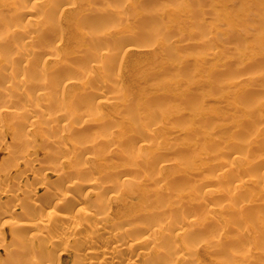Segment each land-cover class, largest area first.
Wrapping results in <instances>:
<instances>
[{
	"label": "rangeland",
	"instance_id": "374dc122",
	"mask_svg": "<svg viewBox=\"0 0 264 264\" xmlns=\"http://www.w3.org/2000/svg\"><path fill=\"white\" fill-rule=\"evenodd\" d=\"M34 1L27 29L19 16ZM24 26L42 38L17 39ZM73 181L76 199L58 206ZM208 205L222 231L201 235ZM244 207L262 220L264 0H0V264L81 258L72 237L59 244L73 222L53 209L76 215L80 235L94 215L150 230L129 229L140 242L162 226L178 264H264L253 243L264 225L247 226Z\"/></svg>",
	"mask_w": 264,
	"mask_h": 264
},
{
	"label": "bare ground",
	"instance_id": "6f19581e",
	"mask_svg": "<svg viewBox=\"0 0 264 264\" xmlns=\"http://www.w3.org/2000/svg\"><path fill=\"white\" fill-rule=\"evenodd\" d=\"M104 1H110V0H104ZM41 2L39 1H34L30 7V9H27L25 11H22L20 13V16L22 19H26L27 29L28 26H32L38 21H40V18L33 16V10L34 8L38 7V5ZM6 20L2 21V24L4 25L3 22ZM7 24V22L5 23ZM4 27V26H3ZM26 26L23 27V30L16 31L14 30L15 33H18L17 39H22V38H27L24 39V41H29V40H34V39H41L42 36H35L34 34L31 35L32 29L28 31L27 34H25ZM51 31V29H46L45 33H48ZM13 35H15L13 33ZM49 35V34H48ZM45 35V36H48ZM56 39V36L53 37L51 40L54 42ZM59 40V41H58ZM58 41V44L61 43L62 39H57L55 42ZM102 56L105 58L106 56L108 57V49L103 50ZM87 53H84L82 56H85ZM56 56L55 54L53 55H48L46 58H54ZM54 83V82H53ZM91 97V96H90ZM83 101V107L86 106L88 103L82 99ZM256 110V109H255ZM254 110V111H255ZM153 132L152 128L147 129L144 133L146 135H150ZM218 170V168H217ZM224 171H228V169H220L219 174H221ZM132 183L133 181L131 179H125L124 180V185L126 183ZM61 183V181L58 182V185ZM91 184H98L97 181L92 182ZM81 183L78 181H73L67 185V192L64 193V196H62L59 201H57V205L61 206L63 203L67 202L68 200L74 201L76 199V191L80 187ZM237 185H235V189H237ZM216 189L214 188H209L208 185L204 190V194L206 193H211L214 192ZM222 200V199H221ZM76 204V202H75ZM214 205V204H213ZM206 210V218L205 222L203 224L202 228V234L201 235H212L214 232L220 233L222 230H218V227H215L210 224V222L215 220V216L218 213V207H211L207 206ZM239 213L243 214L245 217L249 218V222L251 225H247L250 227L254 226H262V223L264 225V215L262 220L257 219L258 212L260 211L256 207H244L243 209L238 210ZM264 212V211H263ZM48 213L50 216H58L59 218L67 221L73 222L71 226H63L62 229L69 234L67 237V240L65 238H62L59 240L60 245L63 246V248H67L68 243V238L72 237V240H75V244L78 247L83 248L84 254L80 253L81 258L78 259V261L74 264H94L95 261L99 260V262L102 261H107L105 264H123L127 262V264H178L181 260L186 258L184 255V251L179 250V247L176 245L175 241L171 237L165 236V232L162 231V226L159 228H156L152 231V237H159L162 239H156V238H151L150 235L148 237H143L142 241H138V239H131L129 229L133 230L136 229L138 232L141 234H147L150 230L147 228H142V227H137L135 226L134 223H125L122 224V226L117 227L115 229H107L104 221L105 218L103 217H98L94 215V220H95V226L94 229H91L89 232H83V235H80V232L82 231L83 227L85 225H81L79 223H76V215H66V213H57L56 211L49 210ZM264 214V213H263ZM6 215V214H5ZM4 215V216H5ZM7 217V216H6ZM101 223V225H98L96 223ZM7 222V221H6ZM5 222V223H6ZM40 224V222H36L33 220H26L24 223V227H36ZM234 226V225H233ZM103 231L105 236L102 238V244L103 246L101 247H95L93 244L97 241V232ZM227 234L225 232L223 236L219 237L218 240H215L213 242V246L215 247L214 253L217 254V252H223L226 249V246H229V237H224V235ZM76 235H79V237L76 238ZM177 235V234H176ZM198 236V233L193 234V239ZM228 236V235H227ZM253 243L255 245H261L264 244V236L259 235L253 238ZM141 244H149L147 248L140 249L138 248ZM135 248V254L133 257L131 256L130 259L128 260V256L130 255L129 251L130 249ZM257 249V248H256ZM179 250V251H178ZM262 253H264V247H262L261 250ZM152 254V255H151ZM150 258L148 263H143L142 260L145 258ZM134 258V259H132ZM259 260H253L251 258H245L241 259L239 261V264H258ZM225 264H236V261L234 260H229L226 261Z\"/></svg>",
	"mask_w": 264,
	"mask_h": 264
}]
</instances>
